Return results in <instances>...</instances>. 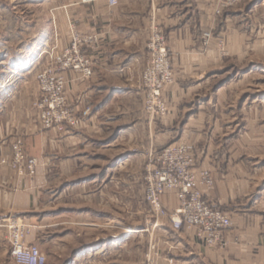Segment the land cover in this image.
I'll return each mask as SVG.
<instances>
[{
    "label": "crops",
    "instance_id": "crops-1",
    "mask_svg": "<svg viewBox=\"0 0 264 264\" xmlns=\"http://www.w3.org/2000/svg\"><path fill=\"white\" fill-rule=\"evenodd\" d=\"M216 1L119 0L115 7L108 0L70 1L68 19L84 33L99 36L97 46L84 51L94 63L93 77L87 80L74 72L64 73L69 102L78 111L90 108L91 112L79 130L64 136L57 130H42L35 115L26 117L23 125L7 123V135L26 133L25 151L40 165L32 178L0 168V222L25 218L37 225L28 242L41 249L48 264H126L120 255H110L111 248H122L126 234L119 232L113 240L108 235L93 240L92 233L112 229L135 236L142 230L136 226L126 230L114 217L103 219V212L97 209L104 206L99 201L110 196L123 205L125 170L146 162L144 155L154 139L188 142L195 147L197 167L208 170L215 179L211 192L203 189L205 196L233 221L229 246L219 250L207 249L191 233L174 232L166 220L163 233L169 236L170 246L176 247L166 257L174 258L176 264H264V168L254 158L243 160L238 154V145L233 143L237 124L228 120L233 111L223 108L227 84L211 85L222 72V61L215 41L207 50L201 41L211 30L219 37L222 24L230 31L235 20L232 15L216 17ZM252 9L250 6L245 12ZM153 22L173 50L175 83L164 93L168 116L150 126L140 82L149 63L147 44ZM59 34L64 42L61 29ZM25 63L14 68L26 71L35 66ZM202 75H206L204 80L199 79ZM9 147L0 150L10 152ZM130 177L133 184H144V176L133 173ZM102 185H116L117 191H104ZM69 194H73V207L62 205ZM162 204L173 212L178 201L171 194L163 197ZM72 213L70 249L71 237L65 234L69 231L58 233L54 231L57 225H48ZM164 259L158 258L157 264H164Z\"/></svg>",
    "mask_w": 264,
    "mask_h": 264
},
{
    "label": "rangeland",
    "instance_id": "rangeland-1",
    "mask_svg": "<svg viewBox=\"0 0 264 264\" xmlns=\"http://www.w3.org/2000/svg\"><path fill=\"white\" fill-rule=\"evenodd\" d=\"M70 1L72 0H39L38 3L41 4L37 6V0H0V124L2 125L0 128L4 131L2 132L0 129V148L6 149L15 138L21 136L26 143L27 137L24 132L16 131L15 134L7 135L5 129L7 123L13 122L11 124L23 125L26 122V117L35 118L39 116L35 106L39 97L37 94L39 87L35 75L37 70L46 63L44 52L52 44L55 26L58 27L59 31L61 29L63 33L64 42L60 37V46L64 47L67 44L69 37L68 18L71 16ZM250 6L253 8L252 11L246 13V9ZM215 9L216 7L214 8L216 17L223 19L227 15H232L235 20L230 24V31L222 24L221 28L217 30L219 37L215 38L213 30L201 36V41L206 50L215 41V50L222 61V72L217 73L219 76L212 80L211 85L227 84L228 92L223 108H229L233 111L228 120L237 124L233 130L236 131L233 143L238 145V154L242 155L243 160L254 158L264 168V0H244L236 8L221 14L216 13ZM166 45L171 51L169 58L173 83L161 89L162 101L168 109L165 117L168 116L169 106L165 101L164 93L175 83L173 50L167 39ZM38 48L39 51L36 50ZM25 61L29 67L35 66L26 71H22L23 69L20 67L14 68ZM150 62L151 58H149L146 69ZM205 77L206 75H202L199 79L204 80ZM140 88L144 94V111L150 120L145 110L146 89ZM34 115L35 117H33ZM165 117H161L157 121ZM153 145L152 142L150 150L144 155L147 160ZM0 155L10 157L11 153L0 150ZM147 160L146 162L142 161V165L134 163L126 168V200L123 205H121V200H119L120 206L118 205L116 196H110L103 203L99 201L104 206L97 209L103 212V219L109 215L110 220L114 217V222L118 223L117 221H119L126 230L136 226L142 231L136 232L135 236L132 235L134 233L112 229L108 231H100L99 229L92 233L93 240L101 239L102 236L105 238L107 235L113 240L119 232L122 235L126 234V238L122 240V248L119 250L111 248L110 250V255H120L121 260L126 264L139 262L148 264L149 258L157 264L158 258H164L171 254L170 238L166 233H163L167 229V219L155 216L146 203L144 199L145 180L144 184L135 185L130 177L133 173L145 177ZM67 171L70 172L71 170L67 168ZM120 175L123 174L120 173ZM35 176L36 174L33 177ZM262 176L264 177L263 173ZM261 188L264 189V184L261 185ZM101 189L108 192L117 191L116 185H102ZM63 204L73 207V194L65 196L62 199ZM29 224L35 226V229L38 228L35 224ZM51 225L58 226L54 230L55 232L64 234L69 231L65 234L71 237L68 245L70 249L73 248V213L55 220L48 226ZM6 235L4 230H0L2 247H0V264H14L11 260L10 247L5 242ZM166 235L167 237H165ZM151 244L155 246L154 251H151Z\"/></svg>",
    "mask_w": 264,
    "mask_h": 264
},
{
    "label": "built area",
    "instance_id": "built-area-1",
    "mask_svg": "<svg viewBox=\"0 0 264 264\" xmlns=\"http://www.w3.org/2000/svg\"><path fill=\"white\" fill-rule=\"evenodd\" d=\"M243 1L217 0L215 12L221 14L236 8ZM108 4L115 7L119 0H108ZM68 28L69 43L61 47L60 31L57 26L54 27V39L44 52L46 63L35 75L39 87L35 106L41 128L44 131L57 130L63 136L79 130L91 112L90 108L78 111L69 102L64 73L70 71L84 79H91L94 75V63L84 51L86 48L94 49L99 42L98 35L84 33L71 19H68ZM149 29L147 49L151 62L142 76L140 87L146 89L145 110L152 126L159 118L167 115L168 109L162 101L161 89L173 83V73L169 58L171 51L166 45L164 34L155 22ZM153 143L144 177L145 200L151 211L158 218L167 219L174 232L191 233L209 249H226L233 221L205 196L203 189L211 192L215 187V179L208 170L197 167L195 147L188 142L171 144L155 140ZM155 145L159 148L155 149ZM10 153V157L0 158V168L6 167L18 177L32 178L36 174L40 161L26 153L22 136L12 141ZM171 194L178 201L173 212L167 211L162 204L163 197ZM35 228L22 218L0 222V230L7 234L5 242L10 247L15 264H48V258L41 249L28 242ZM151 248V251L155 250L152 244ZM174 249L175 246H170V251ZM148 264L156 263L149 258ZM164 264L176 263L174 258L168 256L165 257Z\"/></svg>",
    "mask_w": 264,
    "mask_h": 264
},
{
    "label": "trees",
    "instance_id": "trees-1",
    "mask_svg": "<svg viewBox=\"0 0 264 264\" xmlns=\"http://www.w3.org/2000/svg\"><path fill=\"white\" fill-rule=\"evenodd\" d=\"M39 0H37V2H38Z\"/></svg>",
    "mask_w": 264,
    "mask_h": 264
}]
</instances>
